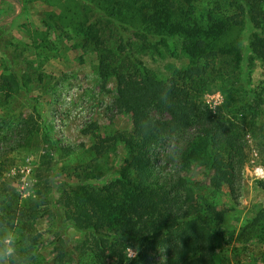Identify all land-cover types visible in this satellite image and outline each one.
Instances as JSON below:
<instances>
[{
	"label": "rangeland",
	"instance_id": "1",
	"mask_svg": "<svg viewBox=\"0 0 264 264\" xmlns=\"http://www.w3.org/2000/svg\"><path fill=\"white\" fill-rule=\"evenodd\" d=\"M231 1L136 0L107 19L103 9L112 0H0V225L15 228L26 247H19L15 264H89L80 248L83 233L72 220L82 216L80 200H105L107 190L128 199L137 191L122 143L95 153L103 139L127 134L134 123L119 103L115 78L99 75L98 53L80 31L98 24L114 47L115 23L123 21L120 27L135 37L132 57L142 71L165 79L190 59L181 38L156 27L185 19L228 28L217 43L235 50L217 65L225 76L211 79L202 99L214 112L240 119L244 163H232L219 146L183 156L196 129L170 138L157 149L155 163L191 202L219 215L218 264H264V64L250 53L248 22L226 25ZM135 34L151 43L142 45ZM240 95L251 107L246 119L231 108ZM152 115L168 118L158 110ZM170 146L178 159L170 157ZM135 257L129 250L128 258Z\"/></svg>",
	"mask_w": 264,
	"mask_h": 264
},
{
	"label": "trees",
	"instance_id": "2",
	"mask_svg": "<svg viewBox=\"0 0 264 264\" xmlns=\"http://www.w3.org/2000/svg\"><path fill=\"white\" fill-rule=\"evenodd\" d=\"M129 1L108 2L104 17L112 19L111 11L120 10L126 2L129 7L136 0ZM153 18L152 13L146 20L153 23ZM223 18L230 28L248 22L254 30L250 53L264 64V0H232ZM122 22L115 23L119 30L114 47L107 46L98 24H89L80 32L98 53L99 75L115 78L119 103L129 111L134 123L127 134L103 139L96 145L95 153L102 155L109 144L122 143L131 154L129 170L137 191L128 199L117 198L107 190L105 200H80L82 216L72 218L74 226L83 233L80 248L87 251L89 264H218L223 236L216 224L219 215L214 217L211 209L191 202L187 194L181 193L178 183L162 173L154 157L170 138L196 129L198 135L185 147L183 156H196L200 147L210 152L219 146L232 163L236 160L243 165V138L237 125L240 119L214 112L202 99L211 79L225 76L217 65L235 50L217 43L228 28L220 22L207 28L191 25L189 22L194 21L190 19L163 21L156 28L182 39L190 64L158 79L143 72L140 62L132 57L135 37L120 27ZM135 36L144 46L151 43L149 36ZM129 60L133 62L130 67L125 65ZM226 66L229 72L233 71V66ZM165 85L171 89L170 106L159 101ZM231 108L245 119L251 110L249 100L242 95ZM152 110L164 112L168 118L158 121ZM129 250L136 252L135 258H128Z\"/></svg>",
	"mask_w": 264,
	"mask_h": 264
},
{
	"label": "clouds",
	"instance_id": "3",
	"mask_svg": "<svg viewBox=\"0 0 264 264\" xmlns=\"http://www.w3.org/2000/svg\"><path fill=\"white\" fill-rule=\"evenodd\" d=\"M169 86L165 85L159 93V101L164 106H170ZM169 155L172 159L179 158V152L173 147H169ZM23 240L15 228L8 225H0V264H15L19 260V247Z\"/></svg>",
	"mask_w": 264,
	"mask_h": 264
}]
</instances>
